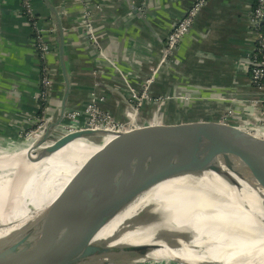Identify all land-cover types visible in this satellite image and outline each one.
I'll return each instance as SVG.
<instances>
[{
    "label": "crops",
    "instance_id": "obj_1",
    "mask_svg": "<svg viewBox=\"0 0 264 264\" xmlns=\"http://www.w3.org/2000/svg\"><path fill=\"white\" fill-rule=\"evenodd\" d=\"M80 1L94 17L102 48L99 60L77 26ZM193 1L31 0L45 27L54 19L49 5L60 14L64 26V64L70 81L67 108L99 95L112 98L118 95V89L136 88L148 66L158 63L162 42ZM252 3L253 0H208L206 11L182 37L167 67L158 69L150 85L152 95L173 96L171 103L203 108L199 111L214 116L225 114L240 125L249 122L251 113H257L259 108L231 98L256 94L245 65L239 61L252 48L247 14ZM0 7V149L6 150L39 122L41 107L35 96L39 91L40 60L29 22L21 13L20 0H0ZM53 42L56 51L48 55V63L56 81L45 109L46 117L60 106L63 94L54 34ZM95 68L100 70L98 86L92 73ZM196 94L202 98L200 101ZM181 95L191 98L181 100L177 97ZM238 226L224 232L229 237L228 244L242 240V248L229 245L230 249L221 256L227 263L234 260L235 264H249L256 254L248 246L264 236L253 227Z\"/></svg>",
    "mask_w": 264,
    "mask_h": 264
},
{
    "label": "water",
    "instance_id": "obj_2",
    "mask_svg": "<svg viewBox=\"0 0 264 264\" xmlns=\"http://www.w3.org/2000/svg\"><path fill=\"white\" fill-rule=\"evenodd\" d=\"M49 7L54 15L52 23L56 28L54 35L63 79L61 103L41 126L4 152L29 148V152H35L34 162H38L78 138L86 139L96 147L79 163L67 184L34 223H25L21 218L13 221V218L24 214L32 199H40L38 193L44 187L41 186L43 180H39L41 187L30 186L23 191L24 202L22 200L19 207L4 209L0 214V226L13 230L0 237V264H46L45 258L36 255L41 241L49 239L63 243L77 235L89 238L98 219V211L97 207H87L96 197L88 194L87 178L92 172L101 171V164L102 168L106 164L111 166L108 163L111 156H139L151 166H156V172L163 173H191L202 165L218 170L220 157L264 189V137L233 120L163 99L114 97L67 108L70 81L63 56L64 26L56 8ZM128 174L124 172L123 176ZM101 197L105 196L101 193ZM168 245L174 248L178 243L173 241ZM155 249L160 248L151 244L140 252ZM78 262L140 264L90 255Z\"/></svg>",
    "mask_w": 264,
    "mask_h": 264
},
{
    "label": "bare ground",
    "instance_id": "obj_3",
    "mask_svg": "<svg viewBox=\"0 0 264 264\" xmlns=\"http://www.w3.org/2000/svg\"><path fill=\"white\" fill-rule=\"evenodd\" d=\"M259 131L252 128L257 136L262 134ZM95 147L88 140L78 138L38 162H34L35 152H29V148L0 152V214L6 208L19 207L25 189L44 186L41 193L37 192L40 199L27 202L31 204L29 210L13 218V221L21 218L25 223H34ZM108 159L111 166L106 164L104 167L108 168L104 169L101 164V171H94L87 178L88 194L96 195L87 207H97L98 211L90 237L77 235L63 243L41 241L36 255L45 258L46 264H71V259L78 261L88 255L136 245L111 258L143 257L145 252L137 251L147 245L160 247L167 238L183 233L191 237L188 231L171 235L172 228L203 221L202 224H214L225 220L230 225L264 229V213L251 212H264V189L223 158H218V170L202 165L191 173L156 172V166L144 158L128 154ZM124 172H129L128 176H123ZM39 180H43L41 186ZM10 230L13 229L0 226V237Z\"/></svg>",
    "mask_w": 264,
    "mask_h": 264
},
{
    "label": "built area",
    "instance_id": "obj_4",
    "mask_svg": "<svg viewBox=\"0 0 264 264\" xmlns=\"http://www.w3.org/2000/svg\"><path fill=\"white\" fill-rule=\"evenodd\" d=\"M207 1L208 0H194L176 20L172 29L161 44L158 63L148 66L147 73L143 75L140 82L135 85L136 88L130 87L127 91L118 89V95L113 97L156 100H169L170 98H173V96L169 95L165 97L152 95L150 85L154 81L158 69L162 66L167 67L173 58L175 51L179 47L182 37L188 32L196 18L206 11ZM80 4L82 5V8L78 16L77 26L83 37L87 40V43L94 48L96 57H98L97 60H99V58H101L102 48L99 40V33L94 27V17L84 2L80 1ZM20 5L21 13L29 22L32 31V40L36 51L35 53L40 60L39 91L35 97L40 103L41 116L35 127L37 128L47 119L45 116V109L48 107L53 86L56 81L55 75L51 72V67L48 63V55H54L56 51L53 42V34L56 28L53 23H50L47 27L42 25V16L34 11L31 0H20ZM247 14L253 43L250 51L241 55L239 61L245 65L244 70L247 72L250 83L254 87L256 94L247 98L232 97L231 100L240 101L247 106L259 108L257 113L256 111L251 113L252 118H248L249 122H246L242 126L250 131H252V128H257L258 131L260 130L259 132H262L259 136L264 137V0H253ZM99 71L100 70L96 68L92 71L96 79H98L94 82L95 86L101 85L100 78L97 75ZM194 96L199 101L202 99L197 94ZM177 97L186 101L191 98L187 95ZM104 98L108 97L105 95H99L90 101H98ZM200 110H203V108ZM215 116L228 118L225 114H217ZM35 128L27 131L25 135L33 131Z\"/></svg>",
    "mask_w": 264,
    "mask_h": 264
},
{
    "label": "rangeland",
    "instance_id": "obj_5",
    "mask_svg": "<svg viewBox=\"0 0 264 264\" xmlns=\"http://www.w3.org/2000/svg\"><path fill=\"white\" fill-rule=\"evenodd\" d=\"M4 151L5 150L0 149V152ZM251 212L255 214L264 213L255 210ZM202 223H204V221ZM202 223L197 222V224L182 225L180 227H175L176 229L172 228L171 235L174 233L179 234L180 232L188 231L191 233V237L188 233L171 236L169 239L167 238V240L162 243V246H158L160 249H155L150 252L145 251V255L143 257L134 255L130 257L125 255L115 258L113 260L123 263H129L134 261L140 264H226L228 261L226 262L227 259H223V257L221 256L222 253L224 254L227 249H230V246L235 245L234 248H242V240L239 242H235L232 245L228 244L229 237L225 235L224 231L226 228L231 227L233 225H230L229 222H225V220L223 221V223L222 221H218L215 223L213 222L214 224ZM254 229L259 231V233H263L264 236L263 228L258 226L256 228L254 227ZM173 241H177L178 245H176V247L174 248H171L168 245V242ZM251 244L252 245L248 246V248H250L251 251L253 250V254L256 255L254 256L255 259L249 264H260L261 261H264V237L262 238V240L257 239L256 243L254 242ZM137 246L138 245L133 246L131 248L114 249L96 255V257L101 259L117 257ZM140 250H138L137 252H139ZM137 252H135L134 254H136ZM234 258H236L235 253ZM70 261H72V263L70 262L71 264H84V262H78L77 260L71 259ZM230 261H232V263L230 264H235L234 260Z\"/></svg>",
    "mask_w": 264,
    "mask_h": 264
},
{
    "label": "trees",
    "instance_id": "obj_6",
    "mask_svg": "<svg viewBox=\"0 0 264 264\" xmlns=\"http://www.w3.org/2000/svg\"><path fill=\"white\" fill-rule=\"evenodd\" d=\"M241 124H244V123H242V122H240Z\"/></svg>",
    "mask_w": 264,
    "mask_h": 264
}]
</instances>
